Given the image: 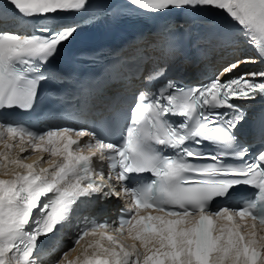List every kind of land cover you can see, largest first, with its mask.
<instances>
[{"label":"snow or ice","instance_id":"6c2138e0","mask_svg":"<svg viewBox=\"0 0 264 264\" xmlns=\"http://www.w3.org/2000/svg\"><path fill=\"white\" fill-rule=\"evenodd\" d=\"M94 7V0H0V264H38L50 254L40 238L51 243L65 228L69 244L49 264H264V115L246 130L244 103L264 101V0ZM211 10L232 26L208 20V42L221 50L247 44L255 55L229 60L198 84L166 77L186 31L172 18ZM127 13L169 21L127 58L147 69L123 76L130 99L119 93L88 110L98 120L77 125L39 127L4 115L34 110L45 86L55 96L66 74L52 65L73 56L85 21ZM78 86L85 104L100 88ZM241 186L254 191H232ZM111 199L121 202L116 219L81 214L97 205L102 213Z\"/></svg>","mask_w":264,"mask_h":264},{"label":"bare ground","instance_id":"6f19581e","mask_svg":"<svg viewBox=\"0 0 264 264\" xmlns=\"http://www.w3.org/2000/svg\"><path fill=\"white\" fill-rule=\"evenodd\" d=\"M243 53H245V54H247V55H251V54H249V53H251V51H250L249 49L245 50ZM241 54H242V53H241ZM239 56H241V55H239L238 53L231 54V55L229 56V60L235 59V58H237V57H239ZM247 69L249 70V69H251V67L248 66ZM17 151H18V150H17ZM48 262H49V261H47V263H48Z\"/></svg>","mask_w":264,"mask_h":264}]
</instances>
